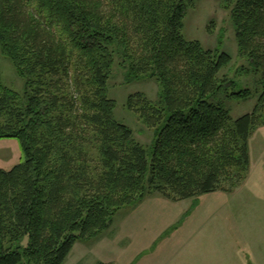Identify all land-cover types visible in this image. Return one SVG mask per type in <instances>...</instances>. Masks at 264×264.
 I'll use <instances>...</instances> for the list:
<instances>
[{
	"label": "trees",
	"instance_id": "16d2710c",
	"mask_svg": "<svg viewBox=\"0 0 264 264\" xmlns=\"http://www.w3.org/2000/svg\"><path fill=\"white\" fill-rule=\"evenodd\" d=\"M220 2L254 88L220 76L229 53L185 38L196 0H0V52L25 81L12 89L0 67V139H20L24 152L0 168V264H63L77 240L150 192L183 200L245 181L264 125V0ZM116 64L128 80L160 83L158 104L142 92L128 99L155 129L151 150L115 117ZM221 93L259 97L234 118Z\"/></svg>",
	"mask_w": 264,
	"mask_h": 264
},
{
	"label": "rangeland",
	"instance_id": "374dc122",
	"mask_svg": "<svg viewBox=\"0 0 264 264\" xmlns=\"http://www.w3.org/2000/svg\"><path fill=\"white\" fill-rule=\"evenodd\" d=\"M183 34L205 48L229 53L232 62L220 76L236 81L237 89L254 88L253 74L243 71L247 61L240 55L230 11L220 0H196L184 19ZM0 67L3 82L23 92L24 78L1 52ZM108 89L116 102V119L128 125L135 138L151 150L155 129L129 109L128 99L142 92L158 104L161 86L157 78L128 80L127 70L116 64ZM258 97L236 99L221 93L220 101L238 118L253 112ZM250 155V173L234 191L218 190L183 200L150 192L120 209L110 227L97 236L77 240L63 264H201L199 257L206 256L215 257L210 264H248L246 258L253 259L256 253L261 259L258 264H264V125L250 138ZM22 160L20 139L1 138L0 168L9 170Z\"/></svg>",
	"mask_w": 264,
	"mask_h": 264
},
{
	"label": "crops",
	"instance_id": "0c3cea01",
	"mask_svg": "<svg viewBox=\"0 0 264 264\" xmlns=\"http://www.w3.org/2000/svg\"><path fill=\"white\" fill-rule=\"evenodd\" d=\"M220 258V257H217V259ZM215 257H212V256H206V257H199V260H198V263H201V264H210L214 261ZM248 264H258L257 261H260V257H258V253H256L255 256H253V259L247 257L246 258Z\"/></svg>",
	"mask_w": 264,
	"mask_h": 264
}]
</instances>
